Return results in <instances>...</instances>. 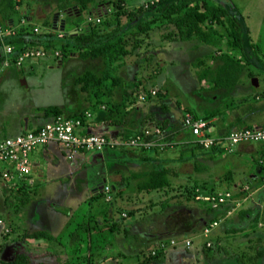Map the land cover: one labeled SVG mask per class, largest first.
I'll return each mask as SVG.
<instances>
[{"label":"rangeland","instance_id":"rangeland-1","mask_svg":"<svg viewBox=\"0 0 264 264\" xmlns=\"http://www.w3.org/2000/svg\"><path fill=\"white\" fill-rule=\"evenodd\" d=\"M63 1L19 0L18 7L11 10L12 21L10 24L3 25L14 26L15 30L23 26L24 29L30 31L35 27L47 28L44 23L49 19L53 21L56 16L55 28L60 27L62 23L66 24V27L78 28L82 31L83 27L88 26L85 23L88 15L93 17L98 12L105 13L106 7H112L113 2L120 10L122 17V38L125 41L126 52L121 59L119 58L121 64L107 67L102 56H82L77 48L70 47L66 52L60 51L59 57H54L53 52H49L44 57L26 59L23 65H12L15 68L5 67L0 71V74L4 75L3 81L8 77L11 78L7 79L5 84H0V100H5L10 117L14 116L13 111L21 112L32 103H36V115L42 120L54 117L55 114L47 109L48 106L54 104L62 107V114L88 109L97 119L104 116L123 121L126 128L122 126L120 128L124 130L123 134L128 136L135 133L144 118L150 115L152 121H149V125L153 127L159 125L158 123L165 118H173L174 122L182 124L183 113L186 110L205 115L209 122L215 120L216 124L220 123L224 126L222 128L224 130L226 126H229L226 120L234 116L231 111L223 113L225 112L223 103L228 99L233 98L235 104L250 109L255 104H264V98L259 99L258 103V98L253 96L254 92L263 96L264 88L260 91L258 88L261 87L253 86L251 81L252 76L261 75V69L264 68V0H233L237 9L229 8V15H243L242 18L256 43V52L251 54L248 62L240 61L242 66L237 71L240 81L233 86L223 88L213 87L210 75L200 78V73L209 68L215 70L222 63L219 54L223 51L231 52L225 42V37L216 39V41L214 39L213 42L200 40L196 35L181 39L173 23L155 20V18L148 29H141L138 22L143 18L151 19V15L146 16L144 13L141 15V12H138V15H131L129 12L137 10L139 5L145 4L148 0H93L81 12L77 10L74 0H66V7L60 8L59 4ZM212 1L226 4V0ZM56 13L58 15H55ZM215 26L222 31V26L217 24ZM204 30L207 31V28ZM87 71L93 76L91 78L87 76L85 80L77 82L76 79L82 77ZM18 76L24 79L26 77L28 80H25L28 83L20 80L21 77ZM242 77L245 80H241ZM100 78L102 81L99 80ZM114 81L116 85L108 93L107 84ZM84 82L85 89L81 87ZM56 87H59V91ZM38 102L40 104H37ZM243 109V107L237 108L239 112ZM109 113L111 116H105ZM234 123L231 127L239 126ZM105 124L108 126L99 128L100 132L116 136L117 130L120 129L117 126ZM128 125L136 127L132 129ZM210 129L215 130L209 125L208 130L211 131ZM161 130L164 139L168 131L166 128L165 130L161 128ZM183 135H188V133L185 134L184 131ZM164 140L170 141L171 139L167 137ZM237 144L234 145L235 150H233L234 146L230 150L222 149V157L217 156L220 160L213 167V171L229 170L234 178L240 174L252 172L255 177L246 178V182L251 187L243 193V197L249 194L244 203H252L253 199L258 197L261 202H264V172L258 167L264 164V147H259L258 142H252L251 145L250 143ZM198 151L201 154L204 153L202 149ZM85 152L87 153L86 159L91 153H100L102 160L100 162H103L104 166L106 162L113 161L115 172L123 173L127 170L131 172L133 167L130 163L132 154L129 153L141 155L143 151L136 147H123L119 151L89 149L70 153L67 150L61 160L54 159L50 163V160L45 158V162L40 163L41 170H43L41 180H38L36 174H30L23 180L24 185H12L8 184L9 180L0 176L1 257L7 259L15 251L25 250L31 255L32 264L39 260L61 263L69 261L70 264H81L86 247L85 226L89 224L93 226V233L91 232L92 264H148L154 260L151 251L158 250L159 241L153 238L140 242L139 235L134 231L140 230L141 225L129 223L130 217L135 215L136 218H140L141 213L137 207L136 210L134 208L143 202L138 193L137 180L133 181L121 173L115 174L114 172L110 175L102 167L99 169V174L101 177L104 174L105 177L102 180L99 178L95 184V186H101L99 190L86 189L78 197L81 199L80 203L86 202V199L92 196L99 198L95 199V202L90 200L88 209L81 213V218L75 224L72 223L73 219H70L74 210L64 212L58 207H72L69 201L67 205H64V194L61 193L62 190H59V186L65 182L60 176L62 172L67 169L78 171V168L83 167L90 172L92 167L90 162L78 167L83 160L76 157ZM185 154H187L186 151L179 154L184 160L181 167L185 171H190L191 160L186 161ZM61 161L63 168L66 169H60ZM49 163L54 166L55 171L48 172L50 165H46ZM95 176L100 177L98 173ZM88 177H91V174ZM219 181H221L220 178ZM106 184L111 186L109 192L103 189ZM223 185L229 186L232 190L235 189L234 185H229L228 182H224ZM174 186L177 187L178 195V203L174 207L184 208L180 211H185L190 216L194 215L193 220L197 224L189 232L196 233L208 221L210 213L206 212L201 202L193 198L194 188L192 189L191 183L181 181ZM196 206L200 208V212ZM258 207L261 208V205L259 204ZM256 212L258 222L252 226ZM149 213L153 217L156 214L153 211ZM237 217H234V220L238 221L234 223V227L243 228L237 230L239 232L236 230L231 232L222 224L207 237L211 241L209 246L205 244L203 237H200L197 246L206 248L209 252L217 251L211 254L214 256L213 259L216 258V262L220 260L222 264H242L239 259L235 260L238 257L242 258L243 264H264V254L254 263L251 262V257L264 246V211L260 213L255 209L247 216ZM46 226L50 228V232H53L50 240L23 236L24 232L29 233L34 228H45ZM179 229L184 228L179 226ZM180 234L182 235L178 237V244L184 242L185 237L189 235ZM222 239H226L225 243H220ZM223 256L232 258L224 262Z\"/></svg>","mask_w":264,"mask_h":264},{"label":"crops","instance_id":"crops-1","mask_svg":"<svg viewBox=\"0 0 264 264\" xmlns=\"http://www.w3.org/2000/svg\"><path fill=\"white\" fill-rule=\"evenodd\" d=\"M30 63H33V62H30ZM18 77L19 78L21 77L20 80L23 78L22 81H24L25 83H28V81L26 82L25 80L27 79L26 77L25 79L22 76H18ZM255 77L257 78V87H261L258 89L262 91V89L264 88V73L262 72L261 75L259 76L257 75ZM10 78L11 77L6 78L5 81H7V79L9 80ZM3 79H4V75L0 74V84L1 83L5 84V81H3ZM241 80H245V78L242 77ZM253 86H256V85L253 84ZM56 89L59 91V87H56ZM255 97L256 99L258 98V103H259V99L264 98V93H263V96L260 94H257ZM227 102H225L226 104L223 103L224 108H225L224 109L225 112L223 113H227L228 111H231L232 113H234V116L232 117V119L234 120L232 119L226 120L229 126H226L224 130H222L224 126H221L220 123L216 124L214 122L215 120L213 122H210L209 125L213 127V129L215 128L216 130V132H214L215 130L212 131L210 129L212 133L214 134L224 133L232 128H238V127H242L244 125H249V124H258V125L264 124V104H261L262 106L260 105V103L255 104L252 107V109H250L243 105L235 104L233 101H231L229 104H227ZM37 104H40V103L38 102ZM249 106L251 105L249 104ZM239 107L244 108L242 112H239L237 110V108ZM8 111L9 109L6 107L5 100L4 99L0 100V137L21 133L27 129L39 126L40 124L46 121V120H42L40 117L36 115L37 113L36 103L29 104L28 107L21 112L13 111L14 116L12 117L9 116L10 112ZM93 116H94V113L92 112L91 117L87 118L86 121L84 122L85 129L88 132H100L101 128H103L104 126L105 127L108 126L105 123L111 124L112 126H117L120 129V130H117L118 133L120 131L121 132L124 131L122 128H120V126H122L124 129L126 128L125 127L126 124H124V122L121 121L120 119L118 120L115 119V121H111L109 119H97L96 117H93ZM170 116L172 115L170 114ZM165 121L166 122L164 125L165 126L164 130L166 128V130L170 133L169 138L171 140L170 141L168 140L169 142L163 148H159L156 146L151 147V148L138 147V149L143 151L141 152V155L129 153V154H132V157L131 158L129 157L130 163L133 165L132 169L130 170L131 172H128V170L127 172H123V173L115 172L116 170H115L113 161L106 162L104 166L103 162H100L102 161L100 157V153H96V152L91 153L88 159H86V154H87L86 152L84 154H80L81 156H77L76 157L77 159L83 160V162L78 167H81L82 164L85 165L88 162H90L92 167L90 169V172L85 167L78 168V171H75L76 169H69V170L67 169L65 170V172H62V175L60 176H61V179L65 182L64 184L59 186V190H62L61 193L64 194L63 195L64 205H67V201H69L70 206L72 207L70 208H68L67 206H58V207L60 208V210H64V212H67L71 209L74 210V213L72 214L70 219H73L72 223L75 224V222L81 218V213L88 209L90 200L95 202V199L97 200V198H99L97 196H92L90 197V199H86V202L82 201V203H80L81 199H79L78 197L81 196L80 193H82L83 190L88 189L91 191V190H94V188L99 190V187L101 186L100 185L95 186V184L97 181H99V178L102 180L105 177L104 174H102L103 178L101 177V174H99V169H101L102 167H104L105 170H107L108 174L110 175H112L114 172L115 174L121 173L124 175V177L127 176L129 179L133 181L137 180V187H138L139 181L143 182L146 176L138 175L136 177L135 175L137 172L146 171V170L151 169L152 167L165 166L167 168L166 177H167L168 183L162 187H154L151 189H140L138 187L139 188L138 193L140 195V199H142L143 202H140L134 208L135 210L138 208L139 209L138 211L141 212L139 215L140 218H136L135 215L129 218V223L132 222V224L141 225L140 230L134 231V232H137V234L139 235L140 242L149 241L154 238L157 242L159 241L158 244L161 242L165 244V247L158 248L160 255L158 257H154V260L148 264H195V263L211 264V260L213 261L212 264H222L220 263V260L216 262L215 261L216 258L213 259L214 256H212L211 254L217 251L211 250V252H209L206 248H203V247L201 248L199 247V245L197 246V244H199L198 240L200 239V237H203L204 241L208 238L201 233L202 228H200V230L197 231L196 233L189 232L190 229L196 226L197 222L193 220L194 215L190 216L187 212L180 211V210H184V208L174 207V205L178 203L177 201L178 195L176 193L177 187L174 185L176 183H180L181 181L182 182L188 181L189 183L192 184V189L199 188L201 192H208L212 187L214 188V190L226 189L227 187L223 185L224 182H228V184H233L234 187L238 186L239 184L245 182L247 180L246 179L247 177H255V175L252 172H250L249 174L247 173L240 174V176L234 178L230 174L229 170L221 169L220 171L214 172L213 167H215V165L219 163L220 158L217 156L219 155L220 157H222V154H223L222 151L224 150L223 147L217 146L213 149H205V150L200 148L204 150L203 151L204 153L201 154V152L198 151L200 150L198 149L199 147L195 143H193L191 135L188 129L183 125V123L181 124L180 122L178 123L174 122L175 120H173V118L172 119L165 118ZM232 123L239 124V126L231 127ZM128 126L129 128H132V129H134L133 127H136V126H130V125ZM180 127H182V129ZM184 131H185V134L187 132L188 135H183ZM120 135L121 134L119 133L115 137H120ZM188 136L190 137V139ZM246 143H250L251 145L252 142H240L237 145H243ZM258 146L261 148L264 147L260 143H258ZM234 147L235 148L233 150L236 149V146ZM105 149H109L112 151L120 150V148H105ZM184 151L187 152V154H185V156L187 157L186 161L191 160L190 171H187V170L185 171L181 167L182 162L184 160H183L182 155H179V154H182ZM65 153H67V149L59 142L50 141L44 145L37 146L36 148L33 149L32 154H31V158H32L31 174H36L37 175L36 177L38 178V180H41L40 177L43 176V170H41L40 163L45 162L44 161L45 158L50 160V163L54 159L61 160L63 158L62 157L63 154ZM118 156H122V155H118ZM50 163L46 165V166L50 165L48 172L52 170L55 171L54 166H52ZM61 163H62V166L60 167V169L63 168V162L61 161ZM137 166H141L142 168L141 167L138 168ZM129 168H131V166H129ZM63 169H66V168H63ZM97 173L98 175H100V177L95 176ZM90 174H91V177H88ZM125 174H128V175H125ZM219 178L221 181L218 182ZM89 181H90V184H89ZM111 183L114 184L113 182ZM112 188L114 189L115 186L113 185ZM192 195H193V198H195L193 192H192ZM248 195L249 194H246V197ZM246 197H242L241 204L237 206L234 210H232L230 213L224 214L219 219L218 225L215 228H213L212 231L218 228L222 224L225 227V229L231 232L233 230L237 231V230L243 229L241 228V226L234 227V223L235 224L238 223L237 220H234V217H237V216L240 217L241 216L240 211L243 209L249 208V213H246L245 214L246 216L249 215L251 211L255 209L256 211L259 210L260 213H263L264 202H261L259 200V197L257 199H253L252 203L245 204L244 201L246 200ZM197 200L205 206V203H203L205 201L201 199H197ZM259 204L261 205L262 209L258 207ZM196 207L199 209V212H200V208L198 206ZM152 211L156 213L154 217L153 215H151V213H149ZM145 212L147 213L145 214ZM232 216L234 217L232 218ZM180 217H181V220H180ZM39 219L41 218L39 217ZM179 226H182V228L184 229H179ZM35 229H46L50 231L49 230L50 228L48 226H46L45 228L37 227V228H34V230ZM91 232L93 233L92 230ZM50 233L53 234V232H50ZM180 233H183V235L189 234L187 235L188 237H185V238L190 237L192 240L189 246H186L184 242H181L180 244H178L177 242L178 237L179 235H182ZM171 239H174L176 243L172 244ZM225 241L226 239H222L220 243H225ZM231 258H232L231 256L228 258L227 256H223L224 262H226L227 259H231ZM238 259L243 264V261L241 258L239 257L235 258V260H238Z\"/></svg>","mask_w":264,"mask_h":264},{"label":"trees","instance_id":"trees-1","mask_svg":"<svg viewBox=\"0 0 264 264\" xmlns=\"http://www.w3.org/2000/svg\"><path fill=\"white\" fill-rule=\"evenodd\" d=\"M19 0H0V24H10L11 10L16 9ZM108 1V0H107ZM93 0H74L77 10L80 12L87 8ZM66 0L59 4L60 8L66 7ZM228 5V6H227ZM236 8L233 0H226V4L222 2L212 0H148L145 4L139 5L137 10L130 11L131 15H138V12L143 15H151V19L140 20L138 25L141 29H148L151 21L162 20L165 22L173 23L178 30V37L181 39H187L191 36L196 35L200 40L213 42L214 39H221L225 37V42L228 44V48L231 52H221L220 58L222 63L219 64L215 70L209 68L200 73V78L210 75V82L213 87H230L240 81L239 74L237 71L242 66L240 61L250 59L253 52H256V43L251 37L247 24L242 18V14L229 15V8ZM59 8V9H60ZM106 12H98L96 16H99V21H87L85 20L87 27H83L80 31L78 28L66 27L64 25V32L62 36H58L55 27L53 26L54 21H46L47 28H41V31L30 30L28 31L23 26L16 30L14 34L6 33L0 38V62L4 57L3 47L5 43H11L15 46V50L18 51L26 45H44L46 47H57L60 51L66 52L70 47L77 48L82 56H102L107 67H115L121 64L122 55L126 52L124 46V39L122 38V17L120 10L117 9L115 3L112 2V7H106ZM128 13V14H129ZM21 16V15H19ZM207 23V25H205ZM62 24V23H61ZM223 27L222 31H219L217 26ZM60 26V25H59ZM207 28V31L204 29ZM213 39V40H212ZM216 43V42H214ZM120 61V62H119ZM21 71V69H20ZM264 72V68L261 69ZM87 76L90 78L93 76L89 71L82 77L76 79L77 82L85 80ZM99 80L102 81V78ZM209 82V83H210ZM107 84V83H106ZM116 82L107 84V92L110 93ZM86 88L85 82L81 86ZM257 91V89H256ZM258 92H254L255 97ZM246 99V98H244ZM229 100V99H228ZM227 100V101H228ZM234 102V99L231 98ZM226 101L229 104L231 101ZM226 104V103H225ZM50 113L55 116L62 114V108L59 105H50L47 108ZM84 110L78 112L67 113V115H81ZM105 116H111L110 113ZM206 117L205 115H202ZM151 115L145 117L141 123V126L135 132H142L144 128L150 127L149 121ZM100 119H109L101 117ZM109 120L115 121V118ZM161 128L165 126V119L158 123ZM149 125V126H148ZM166 133V131H164ZM104 133V132H103ZM122 136L123 132H119ZM117 132V135L119 134ZM165 138L170 137V133L165 134ZM197 145V144H196ZM201 148L199 145H197ZM217 146H213L209 149H213ZM221 149V148H219ZM261 171L264 172V164L258 166ZM145 175L143 182L139 181L138 187L140 189H151L154 187H162L168 183L167 180V168L165 166L152 167L149 170L137 172V176ZM20 185H24L21 183ZM231 185V184H229ZM226 189H230L229 186ZM215 191L212 187L208 192ZM195 193V188L192 191ZM205 210L210 213L209 219L220 218L224 215L229 205H222L217 208H213L209 202L205 201ZM249 213V208L240 211L241 216ZM258 222V213L256 212L253 216L252 226H255ZM92 225L86 224L85 226V255L81 264H92L93 256V243H92ZM25 237H36L44 240H50L53 236L50 231L46 229H35L29 233L24 232ZM46 249V248H45ZM46 251V250H44ZM154 257L160 255L159 250L152 253ZM264 254V246L262 249L251 257V262H255ZM242 259V258H241ZM0 264H32L31 255L25 250H17L13 255L7 259L0 256ZM34 264H70L69 261L61 263L54 261H43L39 260Z\"/></svg>","mask_w":264,"mask_h":264},{"label":"built area","instance_id":"built-area-1","mask_svg":"<svg viewBox=\"0 0 264 264\" xmlns=\"http://www.w3.org/2000/svg\"><path fill=\"white\" fill-rule=\"evenodd\" d=\"M99 19V16L92 17L88 15L86 17L87 21H99ZM34 30L41 31L38 27H35ZM55 30L58 36L63 35V28L58 27ZM15 32L14 26L7 27L0 24V38L6 33L14 34ZM49 52H53L54 57H59L61 54L60 49L57 47L29 44L16 51L13 44L5 43L0 71L12 65H23L26 59L44 57ZM91 115L92 111L88 109L83 111L82 116L60 114L21 133L0 137V176L9 180L8 184L18 185L23 183V180L31 174L33 149L50 141L61 143L70 153L89 149L123 147L151 148L156 146L163 148L169 142L164 140L165 138L163 139L162 130L157 125L146 127L142 132H135L123 137H113L103 132H88L85 129L84 122ZM182 122L188 129L193 143L204 150L213 146L230 150L240 142H258L264 146V124H249L232 128L224 133L214 134L208 130L209 120L190 110L183 113ZM250 187L251 185L245 181L235 186L234 190L221 189L213 192H201L199 188H195L194 197L209 202L213 208L229 205L224 213L226 214L241 204L243 193L247 192ZM103 189L105 192H109L111 186L106 184ZM220 218L209 219L202 226L201 233L208 237L212 229L218 225ZM191 241L189 237L184 240V243L189 246ZM171 243L175 244L176 241L171 239ZM205 244L209 246L211 244L210 239H206ZM157 247H165V244L161 242ZM155 251L156 249H153L151 253H155Z\"/></svg>","mask_w":264,"mask_h":264},{"label":"water","instance_id":"water-1","mask_svg":"<svg viewBox=\"0 0 264 264\" xmlns=\"http://www.w3.org/2000/svg\"><path fill=\"white\" fill-rule=\"evenodd\" d=\"M56 14H57V13H56ZM54 19H55V18H54ZM53 21H54V20H53ZM61 22H63V20H62ZM53 26L56 27L55 24H53ZM60 28H64V24H60ZM22 79H23V78H22ZM252 83H253L254 85H257V78H256L255 76L252 77Z\"/></svg>","mask_w":264,"mask_h":264},{"label":"flooded vegetation","instance_id":"flooded-vegetation-1","mask_svg":"<svg viewBox=\"0 0 264 264\" xmlns=\"http://www.w3.org/2000/svg\"><path fill=\"white\" fill-rule=\"evenodd\" d=\"M55 15H58V13H57V14H55ZM54 18L56 19V16H55ZM54 18H53V20H55Z\"/></svg>","mask_w":264,"mask_h":264}]
</instances>
